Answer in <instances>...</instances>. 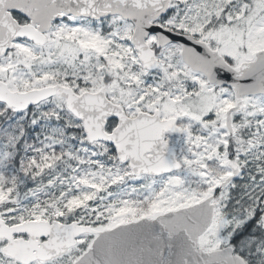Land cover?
<instances>
[{
  "label": "rangeland",
  "instance_id": "rangeland-1",
  "mask_svg": "<svg viewBox=\"0 0 264 264\" xmlns=\"http://www.w3.org/2000/svg\"><path fill=\"white\" fill-rule=\"evenodd\" d=\"M171 7L172 10L163 19L168 26L211 41L230 59H242L243 55H239L236 48L241 43L246 44L247 50L264 47V0H173ZM72 18L68 16L50 30L49 44L40 53L32 52L25 44L19 43L1 61V69L9 71L22 87L58 81L79 88H93L101 85L107 77L108 96L119 101L129 112L158 105L162 113L181 115L185 134L176 142L181 143L185 167L162 178L142 179L108 168L104 170L106 180L114 178L119 183L114 180L111 185L103 186V191L92 193L75 188L69 199L77 205L75 208L12 202L6 213L20 219L30 215V212L35 217L42 213L67 214L65 210L81 216L94 212L98 226L112 227L141 216H154L169 205H181L197 199L199 195L210 194L230 172L227 161L232 154L240 165L253 160L255 148L251 142L239 137V126L245 123V116L256 111L257 107L264 110L263 99L245 100L248 105L237 118L236 141L230 149L227 134L218 121L233 102L228 89L213 88L200 75L186 68L175 46H166L158 53L160 62L172 73L171 80L175 79L174 85L164 88L163 74H149L139 66L134 48L130 45L131 30L126 21L118 20L120 17L117 15H110L98 24ZM150 39L155 38L150 37L148 41ZM254 156L257 157V153ZM212 158L218 159L224 174L210 172L207 161ZM254 171H257V161ZM246 177L247 174L242 172L237 179ZM106 180L101 179V183ZM235 181L221 187L220 209H217L207 235L200 237L202 245L207 240L213 247L228 242L233 231L253 216L256 201L254 191L248 189L243 192L247 195L246 205H239L230 216L227 215L225 199L232 193ZM197 185L206 187L200 190ZM60 196L63 200L67 199L65 193ZM140 196H152L153 201L148 207L139 208ZM0 200L4 199L0 196ZM88 241L89 238L84 237L79 247ZM262 256L263 247L257 251L256 245L257 261L252 260L258 263Z\"/></svg>",
  "mask_w": 264,
  "mask_h": 264
},
{
  "label": "water",
  "instance_id": "water-1",
  "mask_svg": "<svg viewBox=\"0 0 264 264\" xmlns=\"http://www.w3.org/2000/svg\"><path fill=\"white\" fill-rule=\"evenodd\" d=\"M169 4L170 0H0V55L12 47V40L16 37H31L37 43L45 41L44 36L32 27H19L11 19H5L4 14L10 8L29 13L34 21L43 24L42 30L49 27L50 20L62 9L94 18L117 13L134 23L132 42L145 68L160 67L154 51L146 42L153 32L157 35L159 47L172 41L179 43L183 61L193 70L202 72L210 83L232 87L235 103L226 113V126L230 130L231 112L244 107L243 97L264 94V49L253 53L251 60L233 67L205 42L152 23L151 20L166 12ZM55 94L63 96L67 108L82 120L89 140L112 143L121 161L131 159L135 172H169L181 166L172 150L163 151L161 148L163 133L179 130L175 127L174 118L161 120L158 111L153 116L141 111L137 117L128 118L120 105L105 97V88L81 95L60 84L13 91L0 81V101L16 110H24ZM110 116H116L119 125L107 134L103 124L104 118ZM229 164L233 174L222 185L239 171L234 161ZM212 198L210 196L153 219L145 217L104 230L98 233L91 247L74 264H246L242 258L231 257L232 249L204 251L198 246L199 235L206 230L213 217L215 203H211ZM3 226L8 228L9 233H50V238L34 255L44 259L64 252L74 244L75 235L85 231L95 232L91 227L79 226L76 222L62 224L32 220L12 227ZM4 251L18 255L30 252L31 246L10 241Z\"/></svg>",
  "mask_w": 264,
  "mask_h": 264
},
{
  "label": "trees",
  "instance_id": "trees-1",
  "mask_svg": "<svg viewBox=\"0 0 264 264\" xmlns=\"http://www.w3.org/2000/svg\"><path fill=\"white\" fill-rule=\"evenodd\" d=\"M245 56L246 59L250 57L249 54L242 57ZM225 58L231 62L229 57ZM257 98L264 99V95H257ZM69 116L72 114L60 96L20 111L0 102V194H13L12 201L23 205H34L40 201L39 205L75 208L77 205L69 200L75 188L80 187L88 193L102 191L103 186L114 182L113 178L106 180L104 170L110 167L123 174L127 172L128 167L117 160L111 145L91 143L84 134L71 136L63 133L66 128L63 121ZM79 126L82 127L80 122ZM239 129V137L251 142L255 148L253 160L248 161L244 169L246 172L252 170L257 161V171L251 180H237L228 200H225L227 204L233 203V208L229 210L235 211L239 204L246 203L244 198L247 195L239 199L240 195L247 189L254 191L259 209L255 207V216L245 222L236 235L238 239L257 238L254 241L259 243L264 241V226L258 221L264 212V110L257 107L256 111L245 116V124L240 125ZM235 138L229 136V141L233 143ZM213 170L221 175L219 168L213 166ZM101 179L106 182L101 183ZM254 183L256 185L253 187ZM61 193H65L67 199L63 200ZM78 216L94 225L99 223L94 212L84 216L75 212L68 214L69 218Z\"/></svg>",
  "mask_w": 264,
  "mask_h": 264
},
{
  "label": "flooded vegetation",
  "instance_id": "flooded-vegetation-1",
  "mask_svg": "<svg viewBox=\"0 0 264 264\" xmlns=\"http://www.w3.org/2000/svg\"><path fill=\"white\" fill-rule=\"evenodd\" d=\"M20 13H16V12H13L12 15L18 19V20H22V17L19 15ZM161 25H164L162 24L161 22H157ZM153 36V35H152ZM155 36V35H154ZM193 72V71H192ZM194 73H197V72H194ZM199 74V73H197ZM201 75V74H200ZM203 77V75H201ZM5 77L7 79H9L7 77V74L5 75ZM103 84H101L99 87H87V88H84L82 89L80 92L79 89L80 88H73L75 92L77 93H82L83 91H92V92H95V91H98L99 89H101L102 87L105 88L106 90V95H107V90L109 89V86H108V78L106 77L104 80H103ZM108 97V96H107ZM110 98V97H109ZM125 109V112H126V115L129 117V118H135L137 115H138V111L137 109H134L133 112H129L126 107H124ZM142 111H145L147 112L149 115L152 116V114H154L155 111H159L158 110V107L157 105H152L150 106L149 109H145V110H142ZM159 117L161 120H164V119H171V118H175L176 120V126L177 127H182V121L181 119H179V114H177L176 116L173 115V114H167V113H162V112H159ZM119 125V120L116 116H110V117H105L104 118V124H103V129L105 132H112L114 131ZM70 132L73 134V135H79L81 134V131H80V127L78 126H75L74 128H72L70 130ZM178 134L175 133V132H171V131H167L164 133L163 137H162V140H161V147L163 150H168V149H177L178 151V158L179 160L183 162V157L181 155V143L177 144L176 142V139L179 137L177 136ZM180 151V152H179ZM147 155H151L150 152H147ZM130 161H128V164H129ZM185 167V165H184ZM139 176H142V175H139ZM153 176H157V175H153ZM204 197V196H203ZM198 198V197H197ZM0 215H1V218L4 220L5 223L9 224V225H12V224H15L17 222H11L10 219H8L6 217V215L4 214V212L2 210H0ZM14 238H27V236L25 234H14L13 235ZM45 238H40L41 241H43ZM80 237H78L77 240H79ZM6 243V239H0V264H53L54 260L57 259V258H54V259H51L49 261H33V262H30V263H21L17 260H15L14 258L8 256V255H5L2 251V248H3V245ZM61 257H59L58 259H60Z\"/></svg>",
  "mask_w": 264,
  "mask_h": 264
}]
</instances>
